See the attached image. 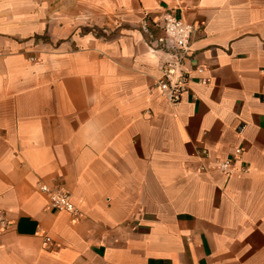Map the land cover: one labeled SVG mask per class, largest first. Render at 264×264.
I'll return each mask as SVG.
<instances>
[{
	"label": "crops",
	"instance_id": "1",
	"mask_svg": "<svg viewBox=\"0 0 264 264\" xmlns=\"http://www.w3.org/2000/svg\"><path fill=\"white\" fill-rule=\"evenodd\" d=\"M0 215V264H264V0H0Z\"/></svg>",
	"mask_w": 264,
	"mask_h": 264
},
{
	"label": "built area",
	"instance_id": "2",
	"mask_svg": "<svg viewBox=\"0 0 264 264\" xmlns=\"http://www.w3.org/2000/svg\"><path fill=\"white\" fill-rule=\"evenodd\" d=\"M176 6H179L178 2ZM159 25L163 35L156 39L154 48L166 53L168 58L160 67L161 76L156 81V87L170 104H177L181 101L182 95L189 90L192 82L183 65L185 60L192 55L191 38L197 27L185 21L183 17L177 16L175 9L171 7L163 12ZM200 82L205 83L206 80L202 79ZM238 153L240 150L236 151V154ZM228 165L229 160L223 163L222 167L225 168ZM39 189L46 196L49 205L56 211L75 212L69 192L60 185L49 186L41 183ZM0 226L5 227V220L1 215Z\"/></svg>",
	"mask_w": 264,
	"mask_h": 264
},
{
	"label": "rangeland",
	"instance_id": "3",
	"mask_svg": "<svg viewBox=\"0 0 264 264\" xmlns=\"http://www.w3.org/2000/svg\"><path fill=\"white\" fill-rule=\"evenodd\" d=\"M62 2V1H61ZM43 39H47L46 36H42Z\"/></svg>",
	"mask_w": 264,
	"mask_h": 264
}]
</instances>
